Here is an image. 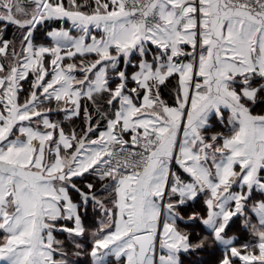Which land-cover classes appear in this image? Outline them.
Returning a JSON list of instances; mask_svg holds the SVG:
<instances>
[{"label":"snow or ice","instance_id":"6c2138e0","mask_svg":"<svg viewBox=\"0 0 264 264\" xmlns=\"http://www.w3.org/2000/svg\"><path fill=\"white\" fill-rule=\"evenodd\" d=\"M201 253L264 264V0H0V264Z\"/></svg>","mask_w":264,"mask_h":264},{"label":"trees","instance_id":"16d2710c","mask_svg":"<svg viewBox=\"0 0 264 264\" xmlns=\"http://www.w3.org/2000/svg\"><path fill=\"white\" fill-rule=\"evenodd\" d=\"M10 32H12L11 29H9L8 33H10ZM181 259L184 262V264H201V262H202V264H208L210 257L207 254L201 253V254H196V255H191V256L182 255ZM76 262H80V264H81L82 260L81 259L79 261L76 260L75 264H76Z\"/></svg>","mask_w":264,"mask_h":264},{"label":"crops","instance_id":"0c3cea01","mask_svg":"<svg viewBox=\"0 0 264 264\" xmlns=\"http://www.w3.org/2000/svg\"><path fill=\"white\" fill-rule=\"evenodd\" d=\"M11 36H12V32L8 33V37L10 38ZM27 86L28 85L26 84L25 87H27ZM166 95H167V93L165 92V96ZM21 99H23V95L21 96ZM213 123H214V121H213ZM74 126H75L76 130L79 131L80 130V127L82 126V121L81 120H76ZM66 127L69 130H71V128L73 127V125L67 124V122H66ZM214 130H218V126H216ZM65 237H66V234H63V235L57 234V238L58 239H65ZM57 258H59V257H57ZM71 259H73L74 261H76V260L79 261L81 259L82 260V263L81 264H87V262L85 261V259L83 257H72ZM109 260H110V264H112V258H109ZM78 263L80 264V262H76V264H78ZM183 264H184V262H183Z\"/></svg>","mask_w":264,"mask_h":264}]
</instances>
